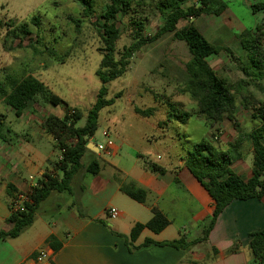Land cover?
<instances>
[{
    "label": "crops",
    "instance_id": "1",
    "mask_svg": "<svg viewBox=\"0 0 264 264\" xmlns=\"http://www.w3.org/2000/svg\"><path fill=\"white\" fill-rule=\"evenodd\" d=\"M206 16L212 15L197 19ZM206 22L209 29L229 30L225 23L218 25L214 20ZM243 30L241 28V32ZM219 41L212 38L210 43L226 48L224 42ZM46 90L49 91L48 88ZM116 95L111 98L113 103L121 97L116 98ZM39 97L42 102L38 100ZM59 100L58 105H53L46 96L37 95L21 116L15 117V121L5 120L8 132L0 138V230L5 229L4 221L18 198L27 199L31 189L43 179L45 173L60 175L55 169V164L61 159L60 151L44 128L45 119L51 116L46 114L44 105H63V101ZM73 109L82 115L78 122L84 118L85 123L86 115L77 108H63L64 114L58 118ZM135 109L140 108L135 107L133 112L141 119L154 117H140ZM132 116L133 113L129 115ZM121 120L122 114H119L114 126L103 132L105 140L113 143L108 155L94 151L95 144L90 139L86 146L89 152L82 159L83 168L72 179L70 193L51 192L40 203L35 219L28 228L16 238L0 240V264H39L35 258L41 250L53 253L50 262L42 264H255L247 248L248 235L264 229L263 202L257 199L231 202L216 218L203 240L204 229L214 210L213 201L206 190L193 178L182 159L175 166H161L165 169L163 174L145 169L143 161L149 157L148 154L144 156L134 152V156L130 150L124 151L125 141L116 136L119 135L116 126ZM160 122L156 120L155 127L160 133H165L169 127L179 131V125H182L174 122L160 129ZM164 139L172 146L175 143L172 137L168 139L165 134ZM250 155L252 152L247 159H243L248 171L245 179L251 176ZM92 159L99 164L96 175L85 171ZM232 170L241 175V172ZM129 183L145 190L144 204L132 201L120 191V184ZM113 205H116L119 216L110 220L106 211ZM151 207H157L168 219L169 225L158 234L143 230L134 246H140L145 239L163 243L181 236L187 241L197 242L187 251L150 245L128 252L124 237L129 235L136 223L145 224L150 220ZM49 237H54L61 244L58 251L54 252L47 245ZM233 247L235 251L230 252Z\"/></svg>",
    "mask_w": 264,
    "mask_h": 264
},
{
    "label": "trees",
    "instance_id": "2",
    "mask_svg": "<svg viewBox=\"0 0 264 264\" xmlns=\"http://www.w3.org/2000/svg\"><path fill=\"white\" fill-rule=\"evenodd\" d=\"M75 1L83 8L82 18L89 19L94 16V0ZM249 8L253 14L264 13V3H252ZM225 10L226 5L216 0H108L104 11L98 16L101 24L99 25L97 20L94 23L102 45L99 49L102 59L96 72L102 86L97 100L86 114L82 127L76 126L82 115L75 109L70 110L62 118L49 116L45 119L44 128L55 140L56 147L61 154V159L55 164V169L60 175L44 174L43 179L31 189L28 201L23 203L22 209L11 211L5 219L6 227L0 230V240L16 238L28 228L35 219L40 203L51 192H71L72 179L83 168L82 159L89 152L86 146L97 128L99 112L113 103L112 99L104 98L106 93L104 86L125 72L129 60L142 47L170 33L174 40L186 45L190 55V59L184 65L185 79L180 90L195 103L196 116L210 128L226 119L238 133L236 140L228 145L227 149L214 148L205 140L193 144L191 151L183 160L184 166L206 190L214 205L212 217L204 229L202 239H206L216 218L231 202L257 199L262 201L264 206V103L256 101L247 89L249 84L245 80L240 79L232 83L227 78L218 76L211 68L208 63L210 57L225 53L231 58V53L227 48L208 42L191 23L177 29V24L182 19L190 21L203 15L217 17ZM147 11L157 12L163 20L161 27L151 37L143 35L145 24L148 21ZM124 17L129 19L130 44L123 47L121 52H116L115 46L120 35L119 28ZM79 23L76 21L77 29H79ZM29 25L39 31L40 19L34 16L29 22L18 24L10 21L5 25L8 30L7 37L24 39L33 34L32 29L28 28ZM35 36L37 39V33ZM236 38L242 51L240 57L245 61L242 72H249L256 80L264 79V30L257 25L253 30H243ZM39 40L40 38L35 40V43ZM37 95L46 96L48 102L53 105L60 103L59 98L47 91L43 83L31 76L19 78L7 75L0 82V101L13 111L16 118L21 116L23 110ZM118 97L120 93L116 95V98ZM165 100V119L159 123V128L163 129V126L174 122L185 125L190 115L182 111L180 104L170 102L167 98ZM237 104L244 109L252 105L257 106L254 108L252 117L263 122L262 125L248 133L239 131L235 119ZM154 111V108L135 109V113L143 118L152 116ZM5 120L6 117L0 114V138L8 132ZM243 144L250 146L253 157L251 176L248 179L231 169L234 163L243 158L240 150ZM143 167L152 173H165L164 168L146 159L143 161ZM85 171L96 175L99 171L97 160H90ZM119 188L132 201L138 204L145 203V190L132 183L120 184ZM150 212L152 215L150 220L145 224L136 223L129 235L124 237L128 252L150 245L187 251L197 242V240L187 241L181 236L179 239L163 243L145 239L140 246H134V242L143 230L158 234L169 225L168 219L157 207H151ZM47 245L54 252L58 251L61 246L54 237L48 238ZM247 248L255 264H264V229L248 235ZM234 251L235 247L230 249V252Z\"/></svg>",
    "mask_w": 264,
    "mask_h": 264
},
{
    "label": "rangeland",
    "instance_id": "3",
    "mask_svg": "<svg viewBox=\"0 0 264 264\" xmlns=\"http://www.w3.org/2000/svg\"><path fill=\"white\" fill-rule=\"evenodd\" d=\"M94 1L95 14L87 19L82 18L83 8L75 0H0V82L7 75L19 78L31 76L43 83L64 103L58 107L45 104L47 115L60 117L64 114L65 107L77 108L86 115L95 103L100 88L95 73L100 67L102 54L99 49L102 45L94 23L97 20L98 24H101L98 16L108 3V0ZM216 1L223 2L227 12L225 10L220 16H206L191 22L182 19L178 22L177 29L191 23L207 41L218 38V43L224 42L223 46L230 51L231 58L225 53L212 56L208 59L211 68L218 76L227 78L232 83L240 79L245 80L249 84L247 89L256 101L264 103V79L256 80L249 72H242L245 61L240 57L242 51L236 38L241 28L253 30L259 25L264 30V13L253 14L249 8L250 4L264 3V0ZM147 15L148 21L143 35L151 37L161 27L163 20L157 12L147 11ZM34 16L40 19L39 31L29 25L28 28L32 29L33 34L24 39L7 37V23H27ZM227 18H230V21H227ZM128 20V17H124L121 21L116 52H121L123 47L130 44ZM208 20H214L218 25L225 23L229 30L209 29L206 22ZM76 21L80 22L79 29L76 27ZM36 33L37 39L40 38L37 43ZM189 59L185 44L174 40L171 33L142 47L129 60L125 72L105 85L106 99H111L118 93L121 97L116 99L113 105L99 112L91 143H104L103 132L112 128L116 118L122 114V120L116 126L119 134L116 136L125 141L123 150H130L132 155L148 154L146 161L160 166H175L179 159L186 158L193 144L202 140L209 142L214 148L221 149H227L228 145L233 144L238 133L232 124L223 119L214 127H208L196 116L195 103L181 92L185 79L184 65ZM166 98L170 102L180 104L182 111L188 113L190 118L185 125H179V131L169 127L165 133H160L161 131L155 128L156 120L165 119ZM38 100L42 99L39 97ZM135 107L144 110L154 108V117L146 120L137 117L133 112ZM255 107L252 105L244 109L237 104L235 119L239 131L248 133L262 125L263 122L252 117ZM131 113L133 116L129 117ZM0 114L9 121H15L13 111L1 101ZM83 125L84 118L76 126ZM164 134L168 139H174L173 146L167 143ZM240 150L242 161L234 163L232 169L241 172L245 178L248 171L243 159H247L251 148L248 144H243ZM248 158L252 159V155ZM113 206L116 208V205Z\"/></svg>",
    "mask_w": 264,
    "mask_h": 264
},
{
    "label": "built area",
    "instance_id": "4",
    "mask_svg": "<svg viewBox=\"0 0 264 264\" xmlns=\"http://www.w3.org/2000/svg\"><path fill=\"white\" fill-rule=\"evenodd\" d=\"M95 147L98 153L102 155H108L110 153V150L113 148V143L111 140L106 139L104 143L97 144L95 145ZM27 201H28V198L26 199V198L19 197L15 205H13V207L11 208V211L15 212V211L21 210L23 203ZM106 216L108 219L114 220L119 216V211L116 208L111 207L107 209ZM52 255L53 253L48 250H41L38 252L35 258V262L39 264L48 263L50 262Z\"/></svg>",
    "mask_w": 264,
    "mask_h": 264
},
{
    "label": "water",
    "instance_id": "5",
    "mask_svg": "<svg viewBox=\"0 0 264 264\" xmlns=\"http://www.w3.org/2000/svg\"><path fill=\"white\" fill-rule=\"evenodd\" d=\"M93 146V145H92ZM94 151H96L95 147H94Z\"/></svg>",
    "mask_w": 264,
    "mask_h": 264
}]
</instances>
